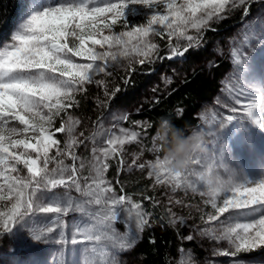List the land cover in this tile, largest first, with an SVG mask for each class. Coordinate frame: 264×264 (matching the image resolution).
Wrapping results in <instances>:
<instances>
[{"label":"snow or ice","instance_id":"obj_1","mask_svg":"<svg viewBox=\"0 0 264 264\" xmlns=\"http://www.w3.org/2000/svg\"><path fill=\"white\" fill-rule=\"evenodd\" d=\"M251 3L252 0H24L21 22L10 41L0 47V239L15 235L17 230L29 231L36 242L51 240L56 245L85 246L73 247L70 255L77 251L99 252V264H121V254L130 250L151 226L153 214L123 186L118 194L106 173L108 161L115 157L122 161L125 146L139 143L141 133L124 127L116 133L101 123L85 137L83 131L78 132L81 120L69 109L79 106L77 96L85 93L88 85H105L97 76L110 75L113 66L123 67L121 61H127L132 69L135 64L153 63L154 55L159 59L160 45L154 37L167 41L171 53L167 59L183 57L189 49L202 45L211 22L240 8L247 16ZM141 16V23L129 19ZM117 27L123 30L116 31ZM253 43L264 47V20L248 22L242 46L232 49L233 80L246 84L252 98L246 102L236 99L237 106L224 103L230 114L220 118L213 113L214 126L207 134L214 141L212 148L206 149L211 152V163L195 155L190 166L200 168L189 167L183 173H173L159 157L138 165L140 170L149 169L154 188L161 186L185 194L199 191L201 197H207L204 202L213 210L207 213L210 227L199 234L216 238L218 227L220 237L228 239L234 249V257L241 252L264 250V175L257 178L233 172L227 164L233 149L223 137L226 128L246 122L245 117L264 132V119L257 114L258 110L264 112V64L258 65L249 54L255 51ZM228 87L231 90V84ZM152 126V122H146L145 133ZM197 132L203 134V129ZM56 133L66 135L63 147ZM85 140L93 144L88 176L82 174L85 163L76 154ZM155 141L154 135V144ZM245 143L252 147L247 136L241 141ZM65 157L72 164H66ZM138 158V154L134 155L133 165ZM144 199L154 205L159 203L152 197ZM174 202L190 207L181 199ZM167 211L169 224L175 226L176 213L170 207ZM73 212L80 213L82 219L69 241L65 218ZM121 213L126 228L123 233L115 227L121 222ZM180 223L184 226L182 219ZM181 238L189 242L195 239L191 233ZM180 251H184L183 247ZM190 261L189 256L180 264ZM235 264H264V260L251 258Z\"/></svg>","mask_w":264,"mask_h":264},{"label":"rangeland","instance_id":"obj_2","mask_svg":"<svg viewBox=\"0 0 264 264\" xmlns=\"http://www.w3.org/2000/svg\"><path fill=\"white\" fill-rule=\"evenodd\" d=\"M252 3L254 5L253 10L247 16L244 15L243 8L235 10L242 12L241 19L228 31L224 37L222 46H220L222 52L227 55L228 60L231 63V68L222 78L217 94L213 95L210 101H204L201 103L200 109L196 114L197 125L191 128L188 133L190 134L193 131L197 132L200 129H203V134H201L203 137L202 150L197 153L196 156L204 158L206 163H211V160L209 159L211 152L206 151V149H211L214 141V137L207 134L210 127L214 126V122L212 120L213 113H216L217 117L220 118L224 114H230L223 107L224 103L227 102L231 106H237L235 104L236 99L246 102L252 98V90L246 84L241 85L233 80L235 66L232 63L231 58L233 47L242 46L244 34L247 31V23L253 20H256L257 22L264 20V0H252ZM230 13H227L224 19L228 18ZM23 15L24 1L19 13V17L14 24L12 33L18 27ZM129 19L133 23L144 22V17L142 16L130 17ZM120 30L123 29L117 27L116 31ZM105 34H107V30H105ZM153 39L155 42L160 40V42L162 41L163 44H167L166 40H161L159 37H154ZM9 41L10 38L7 41L1 43L0 47ZM219 42L215 43L214 47H218ZM253 47L255 51H250L249 54L253 57V59L256 60L258 65L264 64V47H261L256 43H253ZM244 50L249 51L248 49ZM211 51L214 52L213 48ZM170 55L171 53L169 56ZM180 58L182 57L172 58L173 64L169 66L171 71L176 75H178L180 69L183 67L184 61L180 60ZM121 63L124 65L123 67L113 66L109 69V72L111 73L110 75L100 74L97 76V79L111 78L112 72H127L129 70L127 61H121ZM159 77L160 79L163 78L161 75ZM229 84L232 86L231 90H229ZM241 89H244V91L242 92ZM128 114V109L115 110L113 108H108L103 114L99 123L95 125L91 132L94 129L99 128L101 123L103 124L104 128H111L116 133L119 132L120 127L141 132L138 130V124L134 123ZM257 114L260 115L262 119H264V112L258 110ZM124 117H127V119H124ZM202 117L206 119H202ZM243 119L246 122L233 123L223 131V137L225 141L233 149L230 158L227 160V164L228 167L237 175L243 176L246 173L250 176L258 178L259 176L264 175V167L261 166L264 164V159H262L264 158V132L252 126L250 121H247L246 117ZM56 126H59V120H57ZM56 134H62L64 140L67 139L64 133ZM143 136L144 134L140 135L139 143H133L131 145L125 146L126 151L123 154L122 161L121 157H115L113 159L117 160L120 165H123L125 173L126 167L133 165L134 155L138 154L139 158L136 160V164L134 165L135 170L137 169L140 171L143 180H148L149 189L154 190V192L157 194V200L167 220L169 221V213L167 209L170 207L172 211L176 213V218L178 221L177 224L172 227L178 231L184 229L187 235L190 233L194 235V241L199 244V247L203 252L202 258H196V254L192 252L191 249L186 248L182 253H180L177 264H180L181 259H188L189 256L191 257L190 264H193V262H195V264H235V261L237 260H249L251 258H260L261 260H264V250L261 249H256L249 253L241 252L235 257L232 256L231 252L234 249L229 244L228 239L220 237V231L218 227L216 231V238L201 236L199 234L200 231L210 227V225L207 223V213H211L213 211L210 205H206L204 202L207 197H201L199 191H188L187 194H185L183 191L173 193L165 187H153V179L149 178L148 176L149 169L145 167L143 170H140L138 165L145 163L146 161L154 162L157 157L163 159V152L161 149H159V151L156 150L157 143L156 141L155 144L153 143V138L149 139L151 143L148 146L146 142L147 140ZM246 136L251 140V148L247 143L241 144V141H243ZM81 139H83V137ZM92 146L93 144L91 141L85 140L84 144H81L76 151V154L83 158L85 163V168L82 173L84 176H88L90 174V164L93 158L91 151ZM52 154L55 155L54 151ZM64 160L66 164H69L68 158L65 157ZM79 163L80 161L78 160L77 166ZM49 166L52 167L54 165L50 164ZM190 167H195L198 169L200 168L199 165H191ZM73 194L75 195V193ZM170 197L173 200L171 204L169 203ZM176 199H181L184 205H190V207L175 204L174 201ZM123 218L124 214L121 213V222H118L115 225V227L118 228L121 233L126 230L125 225L122 222ZM65 219L67 221V235L70 241L71 234L75 227L80 224L82 217L80 213L73 212L70 213ZM84 219L86 220V218ZM181 219L183 220L184 226H182L180 223ZM34 230L39 231V228ZM183 240L188 242L186 239ZM73 247L81 249L85 246H72L70 243L67 245H56L55 242L51 240H42L36 242L32 239V234L29 231L17 230L15 235L4 236L2 239H0V264H65V261L70 260H75L77 264H99L101 259L99 252L92 253L90 251H85L83 254H81L80 251H77L74 255H70L69 253ZM62 250L64 251L63 255H61ZM224 252H228L229 255H223ZM253 252L259 253L252 254ZM120 259L121 264H135L134 258L130 256L128 251L123 252Z\"/></svg>","mask_w":264,"mask_h":264},{"label":"trees","instance_id":"obj_3","mask_svg":"<svg viewBox=\"0 0 264 264\" xmlns=\"http://www.w3.org/2000/svg\"><path fill=\"white\" fill-rule=\"evenodd\" d=\"M23 1L0 0V45L10 38ZM253 7L251 3L250 12ZM241 13L233 11L228 18L212 22L203 34L202 45L198 49H189L180 58L184 62L178 75L169 68L173 59L166 58L170 54L168 45L158 40L160 58L157 59L154 55L153 63L135 64L134 68H129L125 73L112 72L111 78L98 79L105 81L108 95H105V85H88L87 91L77 96L79 106L69 109L74 117L81 120L78 132L83 131L88 136L106 110L113 108L129 110L128 116L134 123L139 122L138 130L144 134L148 146L162 117L171 120L188 135L189 130L197 125L196 114L201 103L210 101L217 94L222 78L231 68V63L220 46L228 31L241 19ZM217 42L218 47H214ZM212 48L214 52L211 51ZM160 75L163 78L160 79ZM126 80L128 83H125ZM146 122H152L153 125L147 129V133L142 127ZM55 137L63 147V135L55 134ZM68 162L69 165L72 164L70 159ZM108 163L110 167L106 177L111 179L118 194L123 186L127 194L141 202L145 210L153 214L150 218L151 226L140 234L137 242L128 250L135 264H177L178 257L183 252L180 251L181 247L191 249L196 258H202L203 252L199 244L194 240H182L181 237H186V232L184 229L178 231L169 224L160 204L154 205L151 200L144 199L147 196L158 201L157 194L149 189L148 180H143L140 171L131 165L126 167L124 173L123 165L117 160L112 159ZM257 253L259 252L252 254Z\"/></svg>","mask_w":264,"mask_h":264},{"label":"clouds","instance_id":"obj_4","mask_svg":"<svg viewBox=\"0 0 264 264\" xmlns=\"http://www.w3.org/2000/svg\"><path fill=\"white\" fill-rule=\"evenodd\" d=\"M156 143L163 152V160L173 173L185 172L193 156L202 150L203 137L193 131L185 135L171 120L160 118L155 132Z\"/></svg>","mask_w":264,"mask_h":264}]
</instances>
